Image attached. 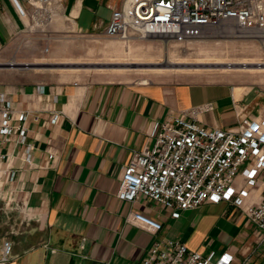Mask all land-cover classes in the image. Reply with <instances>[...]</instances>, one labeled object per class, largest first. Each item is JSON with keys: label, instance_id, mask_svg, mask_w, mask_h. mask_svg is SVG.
I'll return each mask as SVG.
<instances>
[{"label": "crops", "instance_id": "1", "mask_svg": "<svg viewBox=\"0 0 264 264\" xmlns=\"http://www.w3.org/2000/svg\"><path fill=\"white\" fill-rule=\"evenodd\" d=\"M121 1L64 0V13L59 17L62 27L75 34H103L113 8ZM26 24L10 0H3L0 43L26 32ZM253 63L264 65L261 59ZM9 64L18 63L13 58ZM12 69L0 68V93H6L16 108L29 115L26 127L28 142L35 147V164H51L26 170L7 188L17 190L16 203L7 206L0 201V260L4 240L13 243V257L5 264H139L156 240L168 239L181 240L205 255L229 251L240 256L248 244L242 241L243 233L233 237L226 229L245 227V219L233 218L234 210L227 203L205 204L173 219L169 210L152 200L142 197L126 203L116 195L133 155L153 145L154 122L212 103L214 110L200 114L198 123L223 130L236 128L247 116H264V102L258 104L253 89L224 81L129 83L76 78L55 85H22ZM249 82L264 86L263 77ZM41 87L44 93L39 92ZM245 104L249 108L242 119L235 106ZM56 115L59 118L54 123ZM260 188L258 195L264 190ZM22 202L23 207L15 206ZM220 208L225 209L215 212ZM130 212L161 222L162 230L152 235L130 224ZM236 239L242 245L235 244Z\"/></svg>", "mask_w": 264, "mask_h": 264}, {"label": "built area", "instance_id": "2", "mask_svg": "<svg viewBox=\"0 0 264 264\" xmlns=\"http://www.w3.org/2000/svg\"><path fill=\"white\" fill-rule=\"evenodd\" d=\"M10 2L24 24L25 19L40 26L52 23L65 9L64 0ZM227 23L264 31V0H122L113 8L103 34L123 40L152 36L190 39ZM31 27L26 24L28 30ZM39 92L44 93V88ZM213 110L214 105L206 103L165 122H154L150 131L153 145L133 155L116 196L126 203L142 197L152 200L169 210L173 219L205 204L233 203L253 224V244L242 256L229 251L205 255L181 240H156L139 264H254L261 252L264 190L258 193L264 187V116H247L238 127L228 130L198 123L200 114ZM238 115L243 119L244 109H239ZM58 118L56 115L53 122ZM28 119L26 111L16 108L6 93H0V201L7 206L17 202V190L8 189L20 174L51 164H35V147L28 142ZM53 157L50 153L49 160ZM17 160L19 166L15 165ZM19 205L23 207L24 202L15 206ZM127 221L152 235L162 230L161 222L139 213L130 212ZM1 250L0 263L5 264L13 257V243L4 240Z\"/></svg>", "mask_w": 264, "mask_h": 264}, {"label": "rangeland", "instance_id": "3", "mask_svg": "<svg viewBox=\"0 0 264 264\" xmlns=\"http://www.w3.org/2000/svg\"><path fill=\"white\" fill-rule=\"evenodd\" d=\"M30 24L33 26L32 31L27 29L26 32H18L13 34L11 40L6 44L0 43V63L6 64L15 58L17 63L48 64L53 68L12 69L17 74L18 84L55 85L65 83L73 78L80 82L82 79H86L87 81L106 80L129 83L224 81L235 87H250L258 95V104L261 105L264 102V86L249 82L250 79L256 77L264 78V74H262L264 71L252 69L264 68V65L253 63V60L264 61V42H259L257 39L224 38L237 35H233L231 32L235 28L232 24L202 33L208 34L207 36L172 39L167 40V44L161 40L163 38L142 40L132 37L123 40L110 38L105 34H75L62 27L59 17L52 23L43 26ZM243 60V63H239ZM163 62L167 67L174 64L181 65V67L203 69L166 68L162 64ZM220 63L241 64L246 68L219 69V67H215ZM123 65L131 66L127 68ZM151 68H159V70ZM235 107V111L244 109L245 113L249 105ZM227 205L231 210H234L233 218L239 220L242 217L245 219L243 223L245 227L229 226L226 229L233 237L243 233L242 241L248 244L240 250L239 254L242 256L243 251L253 244L254 227L242 208L233 203H227ZM222 209L224 211L225 208L214 211L223 212ZM231 210H227L229 212L225 214L230 213ZM242 241L236 239L235 244L242 245ZM260 251V254L254 259V264H264V245Z\"/></svg>", "mask_w": 264, "mask_h": 264}, {"label": "bare ground", "instance_id": "4", "mask_svg": "<svg viewBox=\"0 0 264 264\" xmlns=\"http://www.w3.org/2000/svg\"><path fill=\"white\" fill-rule=\"evenodd\" d=\"M228 24V23H227ZM226 24V25H227ZM233 25V24H232ZM35 26H40V25H35ZM43 26V25H42ZM233 26H235V25H233ZM33 27V26H32ZM213 29H215V28H212L211 30H213ZM208 31H210V30H208ZM203 32H205V31H201L199 34H201L200 36H198V37H202V36H207V35H205V34H202ZM207 32V31H206ZM232 34L233 35H235V34H237L236 36H234V37H231V36H226V37H224V38H243V39H257V40H259V42H264V31H251V30H244V29H242V28H238L237 26H235V28L234 29H232ZM155 38H163V39H161L162 41H164L165 42V44H167L168 43V41H170V40H172V39H175V40H179V39H181V38H185V37H173V38H171V37H165V36H163V37H160V36H158V37H148V38H146V39H142V40H150V39H155ZM168 40V41H167ZM167 58V57H166ZM167 61V60H166ZM163 65H164V67H167L166 65H165V62H163L162 63ZM133 65V64H132ZM205 65H211V64H205ZM219 65H221V66H224L223 68H230V66H233V65H236V67H238V68H234V69H240V68H246V66L245 65H241V64H219ZM124 67H127V68H130V66L129 65H123ZM134 66V65H133ZM135 66H138V65H135ZM226 66V67H225ZM168 67H172V68H180L181 67V65H178V67H177V65H174V64H171L170 66H168ZM181 68H186V69H203V68H188V67H181ZM120 69H122V68H120Z\"/></svg>", "mask_w": 264, "mask_h": 264}, {"label": "water", "instance_id": "5", "mask_svg": "<svg viewBox=\"0 0 264 264\" xmlns=\"http://www.w3.org/2000/svg\"><path fill=\"white\" fill-rule=\"evenodd\" d=\"M215 67H219V69H220V68H223L224 66L218 65ZM0 68H15V69H20V70H29V69H36V68L47 69V68H53V67L51 65H48V64H28V63L27 64H21V63H18L16 66H14V65H11L9 63H6V64H0ZM55 68H60V67H55ZM188 68H192V67H188ZM230 68H238V67H236V65H233V66H230Z\"/></svg>", "mask_w": 264, "mask_h": 264}]
</instances>
